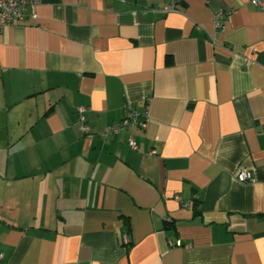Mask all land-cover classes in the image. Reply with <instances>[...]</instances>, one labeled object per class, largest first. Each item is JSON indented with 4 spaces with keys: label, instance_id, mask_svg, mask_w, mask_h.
<instances>
[{
    "label": "crops",
    "instance_id": "obj_1",
    "mask_svg": "<svg viewBox=\"0 0 264 264\" xmlns=\"http://www.w3.org/2000/svg\"><path fill=\"white\" fill-rule=\"evenodd\" d=\"M251 1L38 0L0 31V264H264ZM126 106L146 128L101 138Z\"/></svg>",
    "mask_w": 264,
    "mask_h": 264
},
{
    "label": "built area",
    "instance_id": "obj_2",
    "mask_svg": "<svg viewBox=\"0 0 264 264\" xmlns=\"http://www.w3.org/2000/svg\"><path fill=\"white\" fill-rule=\"evenodd\" d=\"M38 0H0V31L3 29L13 25L17 22H22L26 19V17L33 18V13L31 11L33 8L37 5ZM251 5L258 7L259 10L264 11V4H261L255 0H252ZM165 12H171L172 11V5L165 6L164 7ZM215 28L219 29L220 32H222L223 27L220 23V14L216 15V20L214 21ZM127 107V111L129 112V116L127 118H124L118 122L112 123L108 125L103 133L100 135L101 138H107L117 135L119 132L123 130H127L129 128H134L136 130L143 131L148 123V118L146 117V106L143 108V111L138 113L134 109H131L130 107ZM77 112V118L79 122V129L82 133H86L87 129L85 125L83 124V110L82 108H79L76 110ZM127 145L128 147L135 151L136 145L131 136L127 137ZM236 180L238 182L244 183V182H252L251 176L248 172L240 171L236 175ZM174 201L178 202V198L175 196L173 198ZM192 203L191 202H183L181 203V206L184 208H191ZM168 219L165 221L168 223ZM121 241L123 244H127V236L126 234L121 235ZM167 245L170 247H182V248H188L189 245H183L179 241L172 242L170 240H167ZM2 257L0 255V261Z\"/></svg>",
    "mask_w": 264,
    "mask_h": 264
},
{
    "label": "trees",
    "instance_id": "obj_3",
    "mask_svg": "<svg viewBox=\"0 0 264 264\" xmlns=\"http://www.w3.org/2000/svg\"><path fill=\"white\" fill-rule=\"evenodd\" d=\"M166 224V223H165ZM167 225V224H166Z\"/></svg>",
    "mask_w": 264,
    "mask_h": 264
}]
</instances>
